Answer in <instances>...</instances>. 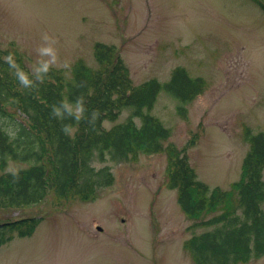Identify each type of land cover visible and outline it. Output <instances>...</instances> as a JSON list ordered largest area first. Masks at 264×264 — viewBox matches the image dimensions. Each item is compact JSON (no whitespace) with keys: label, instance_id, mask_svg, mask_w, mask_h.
<instances>
[{"label":"rangeland","instance_id":"374dc122","mask_svg":"<svg viewBox=\"0 0 264 264\" xmlns=\"http://www.w3.org/2000/svg\"><path fill=\"white\" fill-rule=\"evenodd\" d=\"M96 42L117 48L135 86L166 82L179 66L206 83L183 114L159 94L152 113L170 130L164 149L108 161L115 180L95 200L49 194L0 209V222L42 216L30 235L15 232L0 246V264H196L185 241L216 212L184 213L167 186L171 153L187 152L211 189L229 191L240 180L245 127L264 132V11L254 0H0V48L33 73L54 67L70 76L79 59L96 67ZM27 166L10 160L6 170ZM244 264H264V255Z\"/></svg>","mask_w":264,"mask_h":264},{"label":"trees","instance_id":"16d2710c","mask_svg":"<svg viewBox=\"0 0 264 264\" xmlns=\"http://www.w3.org/2000/svg\"><path fill=\"white\" fill-rule=\"evenodd\" d=\"M254 1L264 11V0ZM94 56L96 67L79 59L68 76L54 67L33 73L0 48V209L38 204L49 194L56 201L68 195L95 200L114 183L108 161L136 160L164 149L171 133L152 113L159 94L176 99L183 114L206 83L179 66L166 82L151 78L135 86L114 45L96 42ZM125 109L128 116L117 122ZM106 121L115 124L107 128ZM244 138L249 148L241 178L229 191L199 180L187 152L171 153L167 186L177 190L184 213L216 212L197 220L185 241L196 264H244L264 255V132L245 127ZM10 160L28 166L7 171ZM41 220L1 221L0 246L15 232L30 235Z\"/></svg>","mask_w":264,"mask_h":264},{"label":"water","instance_id":"95a60500","mask_svg":"<svg viewBox=\"0 0 264 264\" xmlns=\"http://www.w3.org/2000/svg\"><path fill=\"white\" fill-rule=\"evenodd\" d=\"M101 229V228H100Z\"/></svg>","mask_w":264,"mask_h":264}]
</instances>
